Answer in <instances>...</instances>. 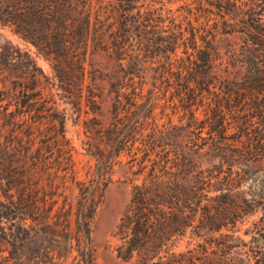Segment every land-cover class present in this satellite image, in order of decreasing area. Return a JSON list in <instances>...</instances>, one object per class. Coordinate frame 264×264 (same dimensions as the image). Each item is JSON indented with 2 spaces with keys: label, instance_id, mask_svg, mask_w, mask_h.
<instances>
[{
  "label": "trees",
  "instance_id": "1",
  "mask_svg": "<svg viewBox=\"0 0 264 264\" xmlns=\"http://www.w3.org/2000/svg\"><path fill=\"white\" fill-rule=\"evenodd\" d=\"M249 1H228L225 8L233 17L243 15L244 26L237 31L241 54L234 55L243 76L230 80L220 74L216 47H200L195 29L189 37L182 28L158 36L159 23L142 14V0H120L116 30L93 16V0H4L2 27L28 39L53 71L46 76L0 32V238L9 245L10 259L95 264L93 224L114 167L128 154L130 163L141 158L133 174L143 177L133 184L118 225L121 257L145 250L157 259L153 264H168L176 232L193 227L202 254L195 260L208 264V239L225 228L228 240L222 244L241 256L231 264H264V179L260 189L253 188L255 169L264 167V110L246 95L264 91V6ZM91 45L107 52L115 66L89 70ZM182 47L187 58L173 61ZM158 51L167 62L155 71L153 87L168 83L167 75L176 78L188 112L181 126L157 122L150 105L154 89L140 103L149 54ZM43 84L65 105L100 116L93 118L99 146L84 144L96 162L87 179L76 177L67 113L44 95ZM245 182L248 190H240ZM74 188L71 201L65 192ZM260 210L245 232L250 239L238 235L235 228L245 216Z\"/></svg>",
  "mask_w": 264,
  "mask_h": 264
},
{
  "label": "rangeland",
  "instance_id": "2",
  "mask_svg": "<svg viewBox=\"0 0 264 264\" xmlns=\"http://www.w3.org/2000/svg\"><path fill=\"white\" fill-rule=\"evenodd\" d=\"M228 1L234 0H142L140 5L143 6L142 14L144 16H147V18L151 17L159 23V32L155 31L158 32V36H170L175 30L182 28L187 32V36L189 37V32L195 29L200 47L204 49L208 42H211L216 47L219 56H217V64L221 76L226 79L237 80L243 76L241 64L238 61L239 57L237 59L234 58V55L239 56L241 54L242 33L237 31L244 28L242 25L243 15L233 17L228 14L229 12L225 9L226 7L228 8ZM255 1L264 6V0ZM241 2L251 3L249 0H241ZM119 5L120 0H93V16L96 14L101 17L105 29L110 25V28L113 26V30H116L121 25L118 10ZM219 5H222L224 10L220 11L217 7ZM3 9L4 0H0V16L3 14ZM148 12H151V14ZM39 28L41 29L40 26ZM0 32L15 46L19 47L22 52L27 53L46 76H53L50 63L28 39L15 35L8 26L2 27L1 22ZM183 52L184 48L182 47L178 51L180 58L173 57V61L176 62L178 59H186L187 56ZM189 52L192 53L193 50ZM149 56L148 77L145 80L146 85L144 86V92L142 94L143 100L140 103L146 102L151 96L149 90L154 89L155 94L150 105L155 108L153 116L157 122L160 125L167 126H169V122H172L176 126L186 124L188 121V112L175 89L177 86L176 78L173 75H167L170 80H168V83L165 80L164 83L157 81L156 87H153L156 72H160L163 65L166 66L167 61L164 55L158 51L152 52ZM91 66L97 68H106L107 66L112 68L115 66V63L109 58L107 52L100 50L98 46L91 45L87 56V68L91 70ZM178 66L175 63L174 71H176ZM136 81L138 82L139 80L137 79ZM1 87L2 85L0 84ZM43 88L44 95L47 98H53L59 110H65L67 113L65 135L68 144L73 147L76 177L78 179H87L91 176L96 162L87 154V147L84 144L92 141L96 146H99L100 139L95 133L93 118L100 119V116L91 112L87 115L85 108L82 111H76L71 106L65 105L55 95L57 93L56 90L49 88L46 84H43ZM246 95L251 99L250 103L255 108L261 106L264 110V91L260 92V94L253 93ZM202 110L200 109V112ZM201 117L203 118V115ZM255 122H258L257 118ZM140 159L130 163L131 158L129 155L123 154L120 158L122 163L114 167L113 182L106 190L104 202L98 209L92 229L95 264H153L157 260H151L150 252L145 250L136 251L131 258L124 259L119 255L118 250L124 243L118 233V225L130 204L133 184L135 182H141L143 177L138 178L133 174V172L139 169L138 162ZM255 170L259 172L254 176L258 178L254 182L253 188L260 189L262 187V180L264 179V167L260 166ZM244 177V179H247L248 175ZM55 181L60 182L57 178ZM240 190L247 191L248 183L245 182V185ZM65 193L71 201H75L77 195L75 188L72 190L68 189ZM246 196L250 198L249 194ZM261 216L262 210L254 215L245 216L244 224H239L235 228L238 231L237 234L249 240L250 236L245 234V232L250 228L252 222L258 220ZM179 233V231L176 232L173 253L168 254L166 257L169 262L168 264H202L199 260H195V257H199L202 254L200 252L201 248L198 247V242L201 240L194 233V228L188 227L186 231L181 232L183 235H179ZM226 234L227 230L223 228L222 231L214 233L208 239L209 243H211L208 245V255L211 259L208 264H231L234 258L236 261H239L241 256L237 253L233 254L229 248L222 244L228 240ZM8 249V243L0 238V264H20L19 260L8 257ZM27 257H31V254L28 253ZM70 262H72V258L66 263L58 264H70Z\"/></svg>",
  "mask_w": 264,
  "mask_h": 264
}]
</instances>
